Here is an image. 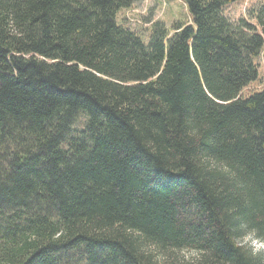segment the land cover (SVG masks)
Wrapping results in <instances>:
<instances>
[{
  "label": "trees",
  "instance_id": "obj_1",
  "mask_svg": "<svg viewBox=\"0 0 264 264\" xmlns=\"http://www.w3.org/2000/svg\"><path fill=\"white\" fill-rule=\"evenodd\" d=\"M138 1L0 0V264H264V4Z\"/></svg>",
  "mask_w": 264,
  "mask_h": 264
},
{
  "label": "rangeland",
  "instance_id": "obj_2",
  "mask_svg": "<svg viewBox=\"0 0 264 264\" xmlns=\"http://www.w3.org/2000/svg\"><path fill=\"white\" fill-rule=\"evenodd\" d=\"M264 4V0H233L224 9V13L231 20L235 21L240 18H247L248 11L253 6ZM188 10L183 0H140L133 6L120 10L118 22L125 26L133 28L142 34L147 35V29L155 20H163L170 26L176 20H186ZM254 22V20H251ZM259 64L260 76L257 81L251 83L244 90L248 94L251 91L262 88L264 81V51L257 58ZM254 250H263L264 245L260 242L250 241ZM179 256L189 259L192 255L188 251H181ZM162 260V259H161Z\"/></svg>",
  "mask_w": 264,
  "mask_h": 264
}]
</instances>
